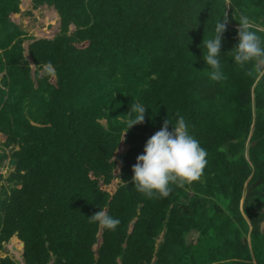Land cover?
<instances>
[{
	"label": "trees",
	"instance_id": "16d2710c",
	"mask_svg": "<svg viewBox=\"0 0 264 264\" xmlns=\"http://www.w3.org/2000/svg\"><path fill=\"white\" fill-rule=\"evenodd\" d=\"M31 2L33 10L55 8L59 31L29 43L26 57L22 43L32 37L17 22L22 2L0 0V133L3 148L19 145L0 154L14 161L7 178L0 174L7 180L0 183V251L16 233L26 264H48L52 254V264H264V74L238 67L229 52L238 44L234 6L238 17L260 23L264 37V0H231L228 10L225 0ZM225 10L219 59L226 79L212 81L201 45ZM49 62L54 75L45 71ZM137 102L145 121L120 141ZM176 113L207 151L204 185L195 184L201 194L192 196L210 202L208 220L192 227L176 211L202 215L206 207H186L175 186L166 198H146L131 179L146 141L165 119L175 124ZM257 179L256 212L253 190H245ZM162 207H171L165 222ZM104 208L121 221L114 231L88 220ZM188 235L195 241L189 255ZM0 264L15 262L5 256Z\"/></svg>",
	"mask_w": 264,
	"mask_h": 264
},
{
	"label": "clouds",
	"instance_id": "9594fccd",
	"mask_svg": "<svg viewBox=\"0 0 264 264\" xmlns=\"http://www.w3.org/2000/svg\"><path fill=\"white\" fill-rule=\"evenodd\" d=\"M231 0H226L230 5ZM238 44L229 52L234 63L244 68L252 64L254 68L264 74V37L258 34V29L249 15L241 12L238 20ZM228 12L219 19L214 27V35L203 39L201 47L204 50L203 60L212 71L209 78L212 81L226 79L221 71V47L223 34L227 30ZM45 71L55 74V69L49 62ZM146 107L137 102L133 103L126 113L127 128L125 134L134 125L145 121ZM178 119L172 124L169 118L165 119L162 128L155 132L144 146L143 154L138 155L132 166V181L134 188L146 198H166L173 191V186L183 188L198 181L207 164V151L200 146L199 141L189 133L185 118L176 113ZM169 125L172 130L169 131ZM242 200V199H241ZM90 223H97L99 228L114 231L121 223L118 218L110 216L106 210L100 209L88 217Z\"/></svg>",
	"mask_w": 264,
	"mask_h": 264
},
{
	"label": "rangeland",
	"instance_id": "374dc122",
	"mask_svg": "<svg viewBox=\"0 0 264 264\" xmlns=\"http://www.w3.org/2000/svg\"><path fill=\"white\" fill-rule=\"evenodd\" d=\"M22 2V7H21V11L19 12V16L17 18V22L21 25L22 28H24L28 34L31 35L32 38H27L23 40L22 45L24 46L23 53L26 55H28L27 52V47L29 45V43H31L33 40L38 39V38H52L53 35H55L58 31H59V22H60V18L58 15H56V10L52 5H40L38 8L36 9H32V2L31 0H21ZM187 3H190V1H185ZM186 5V3H185ZM31 9L32 13L29 14L27 13V11ZM186 11V7L184 12ZM231 16V15H230ZM231 26H235L238 29V24H231ZM73 30V26L70 25L69 26V31L68 33H70ZM261 30H263V28H261ZM37 34V35H35ZM87 44V42L81 43L78 46L82 47L85 46ZM28 59H31L28 56ZM30 65V72L31 75L30 77L32 78V73L33 70L35 68V65L33 64V62L30 60L29 62ZM41 73V72H40ZM258 74H261V72H258ZM40 75V74H39ZM35 83V80L33 81ZM254 87V85H252V88ZM103 121V120H102ZM104 122V121H103ZM5 141V136L2 135L0 133V154L2 153L3 150H5L6 152H9L10 147L11 148H17L19 147L18 144H10L8 146H6L5 148L2 147V144H4ZM116 155L114 154L113 159H115ZM9 157H6L4 159L0 158V174H2V176L4 178H7L10 173L13 171V164H9ZM117 171H119L118 167L116 168ZM6 179H2L0 180V183H6ZM113 183V180L111 181V183L108 185V190L110 191V194H112L114 192V189L111 188ZM259 184H260V179L255 180V182L252 183L251 186L247 187V189L245 190V193L249 192L252 188L253 193H254V197H253V201L251 202L255 207H254V211L257 212V210L255 208H257L259 205L256 204L257 200V194L260 190L259 188ZM199 190V186H194V185H189L187 187H183V188H179L178 191L186 193L187 195V202H186V207H206L209 208L210 207V202L206 201L205 203L201 202V197L200 196H192L193 194H201L198 193ZM217 197L218 194L213 192ZM204 196V195H202ZM184 198L183 196H179L178 199ZM264 207V206H262ZM104 210H106V208H104ZM258 210H262V209H258ZM255 217V214H254ZM247 219L249 220V217L247 216ZM262 224L261 227L263 228L264 231V220H261ZM239 224V223H237ZM130 230H131V226ZM101 229H99L97 234L101 233ZM211 229L209 230V232L205 235L208 239L209 237V233H210ZM246 238L248 239L249 236L247 235ZM9 244H13L16 248H20V250L22 249V245L20 242V239L16 236V235H12L10 238H8V240L3 241L2 242V247L3 249L1 250L2 255H5L6 253L9 254L10 256L13 257V259H15L17 261V264H21L20 263V256L19 259H17L15 256H13V252L11 254V250L9 249L8 245ZM19 244V245H18ZM95 246L93 245V248ZM54 256V254H52ZM22 256V254H21ZM53 256H51L50 261L48 264H52V261L55 259L53 258Z\"/></svg>",
	"mask_w": 264,
	"mask_h": 264
},
{
	"label": "crops",
	"instance_id": "0c3cea01",
	"mask_svg": "<svg viewBox=\"0 0 264 264\" xmlns=\"http://www.w3.org/2000/svg\"><path fill=\"white\" fill-rule=\"evenodd\" d=\"M225 4H226V0H225ZM226 9L228 10L229 9V5H227L226 4ZM240 7H238V6H234V9L232 10V12H231V19H238L239 17L237 16V14H239V12H240ZM225 12H226V10H225ZM56 15H58V13L56 12ZM59 16V15H58ZM229 16V15H228ZM60 18V17H59ZM228 20H229V18H228ZM254 22V24L256 25V27L258 28V29H261V28H263L261 25H259L260 23H258V22H256V21H253ZM237 25V24H236ZM73 26V25H72ZM204 178H200L198 181H196V182H193L191 185H195V184H197V185H204ZM241 202H242V200H241ZM170 208L171 207H162V211L163 212H165V214H164V222L165 221H167V216L169 215V210H170ZM208 209L209 208H206L205 209V211H204V213L202 214V215H195V214H193V213H191V212H189L188 210H184V211H179V212H177L176 211V214H178V221H183V222H186V221H189V225L192 227V226H194V222H196V221H206V220H208ZM163 222V224H162V227H161V229H160V231H159V246H160V243L164 240V234H165V231H166V227H167V224H165ZM13 235H16V233L15 234H13ZM101 233L100 234H98V239H100L101 240ZM11 237V236H10ZM9 237V238H10ZM187 239H188V243H187V250H186V253H187V255H189V253H190V247H192V248H194V244H195V241L194 240H191V237H190V235H188V237H187ZM190 244H191V246H190ZM9 247H11V249L12 250H14V251H18V255L20 256V258H21V260H20V263L21 264H26L25 263V259H24V255H23V248L21 249V251H22V256H21V254H20V250L19 249H16V247L15 248H13V244H12V246L9 244L8 245ZM3 249V248H2ZM5 256H9L14 262H15V264H17V261L15 260V259H13V257L12 256H10L9 254H5V255H2V253H1V251H0V257H5ZM159 264H169V262H166V261H162V262H159Z\"/></svg>",
	"mask_w": 264,
	"mask_h": 264
},
{
	"label": "water",
	"instance_id": "95a60500",
	"mask_svg": "<svg viewBox=\"0 0 264 264\" xmlns=\"http://www.w3.org/2000/svg\"><path fill=\"white\" fill-rule=\"evenodd\" d=\"M13 163H14V161L11 162V164H13ZM117 167H118V166H117ZM118 169H119V167H118ZM118 172H119V171H117V169L114 170V173H115V174L118 173ZM115 183H116V180L114 179V180H113V183H112V186H111V188L114 189V190H115ZM133 224H134V221H132L131 224H130V226H131V230H132ZM99 240H100V239H99ZM13 248H15L14 245H13Z\"/></svg>",
	"mask_w": 264,
	"mask_h": 264
},
{
	"label": "bare ground",
	"instance_id": "6f19581e",
	"mask_svg": "<svg viewBox=\"0 0 264 264\" xmlns=\"http://www.w3.org/2000/svg\"><path fill=\"white\" fill-rule=\"evenodd\" d=\"M12 252H13V254H15V255L17 254V255H18V253H17V252H15V251H13V250H12ZM18 257H19V255H18Z\"/></svg>",
	"mask_w": 264,
	"mask_h": 264
}]
</instances>
